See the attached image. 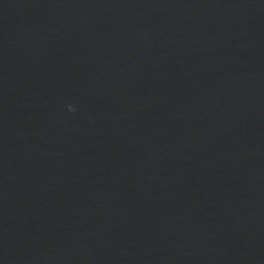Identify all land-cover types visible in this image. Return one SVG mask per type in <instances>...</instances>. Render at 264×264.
<instances>
[{
    "label": "clouds",
    "instance_id": "9594fccd",
    "mask_svg": "<svg viewBox=\"0 0 264 264\" xmlns=\"http://www.w3.org/2000/svg\"><path fill=\"white\" fill-rule=\"evenodd\" d=\"M68 110H69L70 112H74V111H75V108H74L73 106L69 105V106H68Z\"/></svg>",
    "mask_w": 264,
    "mask_h": 264
}]
</instances>
